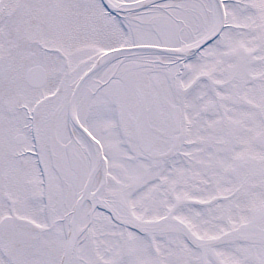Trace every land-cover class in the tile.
I'll use <instances>...</instances> for the list:
<instances>
[{
	"label": "snow or ice",
	"instance_id": "6c2138e0",
	"mask_svg": "<svg viewBox=\"0 0 264 264\" xmlns=\"http://www.w3.org/2000/svg\"><path fill=\"white\" fill-rule=\"evenodd\" d=\"M0 264H264V0H0Z\"/></svg>",
	"mask_w": 264,
	"mask_h": 264
}]
</instances>
